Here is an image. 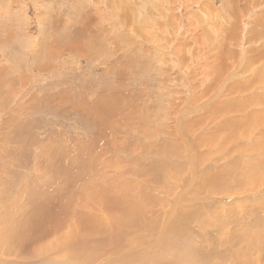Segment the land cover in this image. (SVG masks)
<instances>
[{
	"label": "rangeland",
	"instance_id": "rangeland-1",
	"mask_svg": "<svg viewBox=\"0 0 264 264\" xmlns=\"http://www.w3.org/2000/svg\"><path fill=\"white\" fill-rule=\"evenodd\" d=\"M142 2L0 0V202L13 214L3 219L17 225L13 204L18 212L29 208V190L36 189L35 201L46 189L63 202L67 188L78 192L90 183L125 190L114 203L107 192L97 197L107 200L95 213L98 221H108L101 216L107 210L135 211L141 201L159 202L167 216L166 205L180 188L191 187L184 201L207 202L179 205L172 223L153 231L157 239L140 245L127 235L123 240L124 232L109 233L106 225L90 237L72 234L55 249V259L66 262L64 249L72 246L74 255H90L93 264H185L167 255L171 249L178 259L192 257L200 264H264V0ZM137 13L149 21L142 23ZM176 63L188 72L189 95ZM232 71L237 77L226 86ZM221 86L218 108L209 106ZM180 111L189 116L184 134ZM16 123L25 124L19 130L26 133L17 141L11 137ZM189 139L192 146L185 144ZM28 140L37 143L26 146ZM194 189L207 191L196 196ZM192 207L202 215L189 221L183 212ZM160 217L150 215L164 222ZM41 225L46 240L57 236L50 220ZM130 228L150 234L137 218ZM83 248L104 257L97 261ZM32 250L0 258V264L49 262L32 258Z\"/></svg>",
	"mask_w": 264,
	"mask_h": 264
},
{
	"label": "bare ground",
	"instance_id": "bare-ground-1",
	"mask_svg": "<svg viewBox=\"0 0 264 264\" xmlns=\"http://www.w3.org/2000/svg\"><path fill=\"white\" fill-rule=\"evenodd\" d=\"M145 0H143L142 2V5H146L145 4ZM135 5V4H134ZM160 5V4H159ZM130 6V5H129ZM132 9V8H131ZM10 10V9H9ZM133 10V9H132ZM141 9H139L140 11ZM3 12V11H2ZM138 12V11H137ZM143 12V11H142ZM139 13V12H138ZM137 13V14H138ZM159 13V12H158ZM161 14V13H160ZM142 15L141 14H138V19L144 22H148V16L146 17H143L144 15H142V17H140ZM12 16V15H11ZM127 18V17H126ZM125 18V19H126ZM8 19V18H7ZM10 19V18H9ZM128 19V18H127ZM138 19H135V20H138ZM123 20V19H122ZM13 21V19H12ZM261 21H264V15L262 16V20ZM9 22V21H7ZM16 22V21H15ZM136 23V22H135ZM140 23V22H139ZM137 23V24H139ZM141 24V23H140ZM139 24V26H140ZM131 25V24H130ZM22 26V25H21ZM164 33V32H163ZM173 33V32H172ZM58 34V33H57ZM132 35V34H131ZM64 36V35H63ZM127 36V35H126ZM133 36V35H132ZM137 37V36H136ZM10 38V37H9ZM131 38V37H130ZM66 40V39H65ZM154 40V39H153ZM182 42V41H181ZM134 43V42H133ZM39 45V44H38ZM43 45V44H42ZM47 45V44H46ZM71 45V44H70ZM120 45V43H119ZM134 48V47H133ZM125 49V48H124ZM46 50V48L44 49ZM50 50V49H49ZM112 50V49H111ZM115 50V49H114ZM164 50V49H163ZM47 51V50H46ZM124 51V50H123ZM155 51V50H154ZM119 52V51H118ZM49 53V52H48ZM117 54V52H115ZM115 54V55H116ZM143 54V53H142ZM119 56V55H118ZM145 60V59H144ZM139 63V62H138ZM140 64V63H139ZM176 65L178 66L177 69L179 70L180 72V75L184 76L183 78V81L185 83H187L188 85V89H187V95H189V91H191V84L190 82H188V79H187V73L186 71H183L181 69L182 67L179 66L178 63H176ZM239 66V65H238ZM237 68V67H236ZM236 71H232V73H229L227 77L224 78V80H226V82H224V85L226 86H229V82L233 81V79L236 76ZM9 76V75H8ZM234 77V78H233ZM33 78V77H32ZM65 78V77H64ZM229 79V80H227ZM6 80V79H5ZM3 81V80H2ZM237 81V80H236ZM8 82V81H7ZM6 83V81L4 82ZM54 84V83H53ZM222 85V84H221ZM222 85V86H224ZM52 86V85H51ZM214 86V85H213ZM222 86L220 88H217L218 90H216V93L215 94H212L214 95L213 97L211 98L210 101H207L206 103L209 104V106L211 104L214 103V106H216L215 104V100L217 98H219V93L223 92V90L221 89ZM225 87V86H224ZM58 89V88H57ZM225 90V89H224ZM207 91V90H206ZM192 93V92H191ZM248 93V92H247ZM53 95V94H52ZM191 96V95H190ZM209 97V98H210ZM61 98V97H60ZM15 99V98H14ZM54 99V98H53ZM245 99V98H244ZM209 100V99H207ZM217 101V100H216ZM38 103V102H37ZM87 104V103H85ZM84 104V105H85ZM1 105V103H0ZM35 105V104H34ZM33 105V106H34ZM29 107V105H28ZM96 107V106H95ZM203 109L206 108L205 104L204 106L202 105ZM211 108V107H210ZM218 108V107H217ZM14 109V108H13ZM202 109V108H201ZM238 110V109H237ZM34 111V110H33ZM95 111V110H94ZM200 112V111H199ZM198 112V113H199ZM28 113V112H27ZM196 114V113H195ZM73 115V114H72ZM188 111H185L182 113V111H180V116L179 119H178V123L179 124H182L180 126V130H184V125L186 122H188ZM144 118V117H143ZM205 118H202L200 120H197V125H200L201 123H203V121ZM132 121V120H131ZM168 121V120H167ZM145 122V121H144ZM196 122V121H195ZM152 123V122H151ZM194 123V122H192ZM149 124V123H148ZM25 125V124H24ZM22 123H16L15 126H13L12 128V132H11V136L13 139H17L21 134H23L24 132L21 131V129L19 130V128H23L24 126ZM188 125V124H187ZM186 125V126H187ZM191 125V124H189ZM188 125V126H189ZM9 127V125H6ZM177 127V126H176ZM197 127V126H195ZM37 128V127H35ZM24 129H25V126H24ZM238 129V128H237ZM236 129V130H237ZM23 130V129H22ZM32 130V129H31ZM37 130V129H36ZM179 130V131H180ZM230 130V129H229ZM27 131V130H26ZM38 131V130H37ZM191 131V130H190ZM242 131V130H241ZM28 132V131H27ZM34 132V131H33ZM188 132V131H187ZM38 133V132H37ZM26 134V133H24ZM184 134V132H183ZM186 134V133H185ZM231 134V132H230ZM31 137L33 134H30ZM35 135V134H34ZM90 135V134H89ZM189 136V135H188ZM25 137V135H24ZM36 137V136H35ZM182 137V136H181ZM70 138V137H69ZM11 139V138H10ZM10 139H9V143L10 142ZM68 139V137H67ZM73 139V138H72ZM76 139V138H75ZM191 139V138H190ZM190 139L187 141L185 140V144L187 145H191L192 146V143L189 142ZM19 140V139H18ZM21 140V138H20ZM34 140V139H33ZM66 140V139H65ZM17 141V140H16ZM71 141V140H70ZM184 141V140H183ZM192 141V140H191ZM14 142V141H13ZM19 142V141H18ZM21 142V141H20ZM27 142V140H26ZM28 142H30V144L26 145V146H32V145H35V143L37 142H32L31 140H28ZM41 142V141H39ZM24 144V143H23ZM26 144V143H25ZM13 144H9V146H12ZM19 145V144H18ZM22 146V145H21ZM26 146H24L26 148ZM14 148V147H13ZM17 148V147H16ZM21 148V147H20ZM191 148V147H190ZM189 148V149H190ZM19 149V148H18ZM28 149V148H27ZM24 150V149H23ZM26 150V149H25ZM30 152H31V149H29ZM192 150V149H191ZM190 150V151H191ZM20 151V150H19ZM189 151V152H190ZM23 152V151H22ZM28 152V151H27ZM15 153V152H14ZM25 153V152H24ZM22 154L21 155V159H22V162H26L27 159L29 160V156L25 153V154ZM29 153V152H28ZM255 153V152H254ZM13 154V152H12ZM32 155V154H31ZM189 155V154H188ZM13 156V155H12ZM194 156V155H193ZM15 157V155H14ZM17 157H15L16 159ZM18 159V158H17ZM16 159V160H17ZM19 160V159H18ZM190 160V164L192 165L195 161L194 157L193 158H189ZM21 162V161H20ZM19 162V163H20ZM21 162V163H22ZM28 162V161H27ZM26 162V163H27ZM21 165V164H20ZM24 165V164H23ZM98 165V164H97ZM239 166V165H238ZM63 167V166H62ZM106 168V167H105ZM160 168V167H159ZM165 168V167H164ZM256 168V167H255ZM73 169V168H71ZM83 169V168H82ZM22 170V169H21ZM65 170V169H64ZM76 170V169H75ZM257 170V169H256ZM78 171V170H77ZM66 172V170H65ZM11 173V172H10ZM256 173V171H255ZM211 176V174H209ZM257 175V174H256ZM15 176V174L13 175ZM214 176H215V173H214ZM255 176V175H254ZM21 177V176H20ZM90 177V176H89ZM92 177V176H91ZM193 175L190 176L191 179H193ZM216 177V176H215ZM232 177V176H231ZM234 177V176H233ZM232 177V178H233ZM213 178V176H212ZM212 178H209V182L215 186V183L213 182ZM230 178V176H229ZM259 178V177H258ZM25 179V178H24ZM215 179V178H214ZM236 179V178H234ZM26 180V179H25ZM233 180V179H232ZM28 182V181H27ZM31 182V181H30ZM230 183H232L230 181ZM4 184V183H3ZM29 184V183H28ZM79 184V183H78ZM86 184V183H85ZM113 184V182H112ZM235 184V183H234ZM34 185V184H33ZM75 185V184H74ZM109 185V189L105 190L104 191V188L105 186ZM116 185V184H114ZM114 185H110V184H105V185H98V184H94L92 185L91 183L90 184H86V186L84 185L82 188H80V190L78 192L76 191H73V190H68L66 189V192L64 194L65 197L68 198L67 201H54V200H58L56 199L54 196H51L49 195L50 192L46 189H42L44 191V195H42L41 197H38V199H36V201L34 200L35 196L34 194L36 193H32V192H37L36 189H33V190H29V198H28V201H30L32 204H29L30 207L27 208L26 210L24 209H21L20 211H22L21 215H19L20 211L18 212V209L16 208V204H13L14 205V211H16V214H15V217L17 218L16 220L17 221V225H15L13 223V220L10 221L9 223L3 219L5 218L8 214H11L13 215L11 212H9L7 209H8V203L7 202H3L7 205V208H4L3 206V203L0 202L2 205V207L0 208V215H3L0 219V232L3 233V236L0 235V258H4L5 256H16L19 257L18 255L22 254V255H26L29 253L30 250L33 251V257L32 258H35L36 260L39 259V258H46V261H53L51 262L52 264H93L94 262V259L89 255V251L90 250H87L85 248H83V251H85V253L87 255H89L87 258H80L79 256L77 255H74V253H72L69 249H72V246H69V249L68 248H65L64 251L67 253V261L66 262H62V263H59L57 262V260L55 259V256L54 254H59L58 251H55V249L59 246H62L63 244L69 242L71 239H72V234H74L75 236L74 237H79L81 239V237L83 236H93L95 234V231L98 229L100 230L102 227H105L106 225V229L109 233H111L112 230H115L118 234H120L121 232H124V237H123V240L124 238L127 236H129L135 243H138L141 245V243L145 242V239L148 240V238H151V239H154L156 238V236L158 235L157 233H154L153 231L157 230V229H165L167 227V225H169L170 223H172V217H173V212L175 210H177L178 212V207L179 205H181L182 203L184 202H188L187 204H190L192 203L193 206H194V203H206L207 201H204V200H208L207 198H201L199 200L195 198H190V199H184L186 196V194H188L190 191H191V187H188L187 190H182L180 188L179 192L175 195V198L173 199V201H171V205H166V207L168 208L166 211H167V216H166V213H164V210H162L161 208L159 209V202L157 203L156 206H150L149 204H147V206L144 204V202H140V204H135L137 205L136 206V210L135 211H132V210H127V211H122V212H116V211H113V210H107L104 214H102L101 216L102 217H106L108 218V221H105V220H101V221H98L95 219V213L98 209H100L101 206L103 205H106L107 204V200L105 198L103 199H99L97 200V197L99 195H103L104 192H107L109 193L108 197L110 199V201L112 203H114L120 196H122V194L125 192L124 188H118V186H114ZM243 185V184H242ZM79 186V185H78ZM82 186V185H81ZM241 186V185H239ZM29 187V186H27ZM216 187L219 188L220 190H222L217 184H216ZM73 188H75V186H73ZM77 188V186H76ZM238 188V187H237ZM79 189V187L77 188ZM120 190V191H119ZM196 192V196L198 194H206L204 192H206L207 190L205 189L204 191L201 190V189H194ZM41 191V190H40ZM123 191V192H122ZM210 191V190H209ZM216 191H218V189L216 190H213L211 189V192L212 194H216ZM42 192V191H41ZM85 192V193H84ZM223 192V191H222ZM32 193V194H31ZM43 194V193H41ZM209 194V193H208ZM211 194V193H210ZM209 194V195H210ZM259 194V193H258ZM32 195V196H31ZM64 196L63 197H59L60 199H64ZM145 196V195H144ZM204 196V195H203ZM73 198H78L79 200H72ZM213 198V197H212ZM215 198V197H214ZM50 200V201H49ZM53 200V201H51ZM66 200V199H65ZM98 201L99 204H91L90 201ZM145 200H146V203H150V200L147 196H145ZM219 200V199H218ZM39 201V204H37ZM201 201V202H199ZM213 202V201H212ZM218 202V201H217ZM29 203V202H28ZM4 204V205H5ZM165 204V203H164ZM90 205H91V211H90ZM93 205V207H92ZM186 205V204H185ZM28 206V205H27ZM94 206L96 207V209L94 208ZM161 206V204H160ZM197 206V205H196ZM158 208V209H156ZM90 212L93 214V216H90ZM155 213V214H158L159 217L161 215H163L162 218H166L163 221H159V219H155V220H151L150 218V215L151 213ZM185 215H188L186 217V220H189V217H192V216H197L199 218H201V215L202 213H199V209L197 207H195V209L192 207L191 209L187 210V211H184L183 212ZM183 213H180V214H183ZM211 214V213H210ZM213 214V213H212ZM211 214V215H212ZM179 217V216H178ZM205 217V216H204ZM137 218L139 220V223L141 225V227L143 229H146L147 232H149L150 234L148 235H145L143 234L140 230H137V229H134V228H130L131 227V224L132 222L134 221V219ZM161 218V217H160ZM172 218V219H171ZM185 219V218H184ZM44 220H50L51 223H52V231L51 233L57 235L56 237H54L53 239H51L50 241L49 240H46L43 236V232H41V229H42V221ZM160 220H163V219H160ZM175 221V220H174ZM177 221V220H176ZM208 221V219H207ZM2 222H5L6 224H8V228H9V233L4 225V223ZM204 223H206V219L203 221ZM163 223V224H162ZM185 223V222H184ZM87 224V228H84ZM177 224V223H176ZM14 226V227H11V226ZM191 225V224H190ZM200 226L201 228L203 229L204 228V231H205V225L202 223V221L200 222ZM46 228V227H45ZM44 228V229H45ZM66 228V230H65ZM130 228V230H128ZM188 228V227H187ZM128 230V231H127ZM193 232V231H192ZM186 235V234H185ZM162 235H160L159 237H161ZM176 236V235H175ZM180 237V236H179ZM190 237V236H189ZM196 237V236H195ZM35 238H37V240H35ZM174 238V237H173ZM244 238V237H243ZM157 239V238H156ZM240 241H241V238L239 237L238 238ZM159 240V239H158ZM254 240V239H253ZM139 241V242H137ZM156 241V240H155ZM160 241V240H159ZM245 241L247 242L248 245L251 244V241H249V239H244V243ZM11 242H14L16 243L18 246H20L19 248H17L16 250L14 251H10L8 246ZM141 242V243H140ZM149 242V241H148ZM110 243L111 245H115L117 244L116 241L114 239H110ZM158 243V242H157ZM239 243V242H238ZM90 246H92V243H89ZM150 244H146L145 243V246H149ZM151 246V245H150ZM197 246L194 244L193 246V249L194 247ZM201 246V245H200ZM199 247V246H198ZM192 249V248H191ZM247 249V248H246ZM92 250V249H91ZM173 249L171 250H168V254L170 257L174 258L176 261H182L184 262L185 264H198L200 261L198 260H195L193 259L192 257L190 258H181V259H178L175 254L173 255V252H172ZM197 250V249H196ZM194 249V251H196ZM166 251V250H165ZM92 253L95 254V259L98 261L102 256L104 257V255H97L95 253L94 250L90 251ZM164 252V251H163ZM31 253V252H30ZM186 253V252H185ZM151 254V253H150ZM22 255H20V257H22ZM29 255V254H28ZM31 256V255H30ZM30 256H27V257H30ZM163 256V255H161ZM74 257V259H73ZM197 259H200L202 260V256L200 254H198L197 256ZM31 258V259H32ZM108 258V257H107ZM211 257H209V260H210ZM214 258V257H213ZM6 259V258H4ZM10 259V258H9ZM20 259V258H19ZM22 260H25V258H21ZM183 259V260H182ZM7 260V259H6ZM30 260V258H29ZM111 260V258H110ZM1 261V260H0ZM33 261V260H31ZM45 261V260H44ZM204 261V260H203ZM6 262V261H5ZM40 262V260H39ZM49 262H43L41 264H49ZM112 263V262H111ZM202 263V262H201ZM172 264V263H171ZM183 264V263H182ZM200 264V263H199ZM203 264V263H202Z\"/></svg>",
	"mask_w": 264,
	"mask_h": 264
}]
</instances>
